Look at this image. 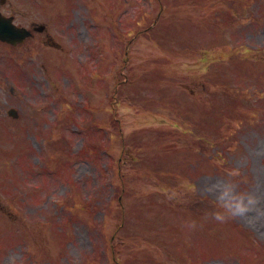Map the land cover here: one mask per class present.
I'll use <instances>...</instances> for the list:
<instances>
[{"label":"rangeland","instance_id":"374dc122","mask_svg":"<svg viewBox=\"0 0 264 264\" xmlns=\"http://www.w3.org/2000/svg\"><path fill=\"white\" fill-rule=\"evenodd\" d=\"M23 6L33 19H48L58 40L72 35L77 44L63 54L36 40L16 51L0 43V176L23 182L16 192L0 190L2 204L11 203L0 208V264H183V256L185 264H264V226L251 224L252 212L264 222V59L257 53L264 44V0H40ZM65 11L73 12L74 24L71 34L60 35L52 15ZM87 12L95 26L88 25ZM83 14L90 36L77 21ZM99 19L106 44L94 47L101 50L93 59ZM239 43L256 58L229 53ZM6 50L15 61L25 59L26 69L9 73L13 60ZM79 65L91 69L87 87L74 81L77 72L83 77ZM98 70L110 77L99 81ZM37 71L42 77L35 79ZM85 95L95 109L81 113L75 106ZM39 104L43 115L30 109ZM10 106L19 108L15 121L6 116ZM71 120L80 128L64 131ZM105 121L108 152L99 133L87 129ZM98 128L105 139V128ZM142 130L144 144L135 138ZM61 132L70 142L67 155L46 138ZM138 155L146 164L136 171ZM42 156L52 175L45 167L38 174ZM65 156L69 165L60 169L58 158ZM118 169L129 175L124 193ZM74 184L77 203L68 197Z\"/></svg>","mask_w":264,"mask_h":264},{"label":"flooded vegetation","instance_id":"af4514ba","mask_svg":"<svg viewBox=\"0 0 264 264\" xmlns=\"http://www.w3.org/2000/svg\"><path fill=\"white\" fill-rule=\"evenodd\" d=\"M5 6H8V8H6L5 10H7V12H3V14L7 15V16H13V21L16 25L18 26H25L27 28H30V30H33L35 27V23L37 20L31 19L28 21H21L18 20V15L20 14L19 11L16 10L15 6H14V0H0V9H4ZM25 16H27L25 14ZM47 34L46 31L44 32H37L35 30L32 31V34L30 35V38L36 37L37 35L40 34ZM47 36V35H46Z\"/></svg>","mask_w":264,"mask_h":264},{"label":"water","instance_id":"95a60500","mask_svg":"<svg viewBox=\"0 0 264 264\" xmlns=\"http://www.w3.org/2000/svg\"><path fill=\"white\" fill-rule=\"evenodd\" d=\"M3 36H4L5 38H7V36H6V35H4V34H3Z\"/></svg>","mask_w":264,"mask_h":264}]
</instances>
